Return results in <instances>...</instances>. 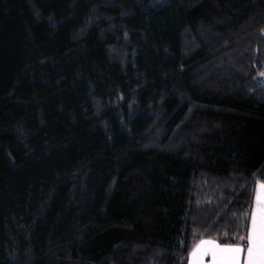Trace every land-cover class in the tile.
Wrapping results in <instances>:
<instances>
[{
	"label": "trees",
	"instance_id": "1",
	"mask_svg": "<svg viewBox=\"0 0 264 264\" xmlns=\"http://www.w3.org/2000/svg\"><path fill=\"white\" fill-rule=\"evenodd\" d=\"M263 32L264 0H0V264H187L246 235Z\"/></svg>",
	"mask_w": 264,
	"mask_h": 264
},
{
	"label": "snow or ice",
	"instance_id": "2",
	"mask_svg": "<svg viewBox=\"0 0 264 264\" xmlns=\"http://www.w3.org/2000/svg\"><path fill=\"white\" fill-rule=\"evenodd\" d=\"M264 75V73H261ZM246 235H234L231 242L221 245L217 240L200 239L193 248L191 257H211L210 264L219 255L221 264H264V183L257 184L254 196V209L246 216ZM226 235V234H225Z\"/></svg>",
	"mask_w": 264,
	"mask_h": 264
},
{
	"label": "crops",
	"instance_id": "3",
	"mask_svg": "<svg viewBox=\"0 0 264 264\" xmlns=\"http://www.w3.org/2000/svg\"><path fill=\"white\" fill-rule=\"evenodd\" d=\"M263 35H264V32H263ZM263 82H264V76H263V78H262L261 83H263ZM258 183H264V182H262V181H257L256 186H255L254 196H255V192H256V190H257V184H258ZM253 209H254V199H253ZM252 211H253V210H252ZM213 240H214V239H213ZM198 243H199V241L196 242V243L194 244L193 248H194ZM221 245H223V244H221ZM193 248H192L191 252L193 251ZM191 252H190V254H189V257H188V263H187V264H210V261H211V257H210V256H209V257L200 258L199 255H198L196 258H193V257H191ZM243 259H244V258L242 257V258H241V264H243ZM212 264H221V260H220L219 255H218V257H217V260H216L215 262H212ZM224 264H226V261L224 262Z\"/></svg>",
	"mask_w": 264,
	"mask_h": 264
}]
</instances>
